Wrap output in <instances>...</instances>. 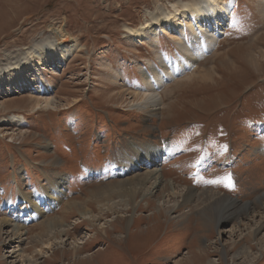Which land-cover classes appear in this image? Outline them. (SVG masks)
I'll use <instances>...</instances> for the list:
<instances>
[{
	"label": "rangeland",
	"instance_id": "rangeland-1",
	"mask_svg": "<svg viewBox=\"0 0 264 264\" xmlns=\"http://www.w3.org/2000/svg\"><path fill=\"white\" fill-rule=\"evenodd\" d=\"M176 1L188 0H0V13L6 14V26L0 25L1 64L49 37L53 27H63L79 45L62 71L44 72L53 87L49 97L61 102L58 109L34 111L27 89L0 97V219L27 217L29 200L23 203L22 196L33 198L41 186L50 191L57 180L50 176L57 173L71 180L70 200L97 213L89 206L92 194L134 177L124 170L136 159L135 149L145 152L144 146L154 145L164 153L159 168L166 181L151 199L139 201V193L138 209L109 213L94 226L73 206L65 213L70 238L80 242L88 235L87 243L77 257L69 247H59L39 264H264V250L261 254L254 237L233 240L229 232L222 234L264 211V4L234 0L225 37L192 70L163 87L164 107L153 116L131 106L135 94L145 93L142 69L150 62L160 68L159 52L172 60L183 51L169 35L161 36L158 48L136 44L127 38L128 29ZM187 40L190 44L189 33ZM118 69L123 79L114 78ZM12 114L24 116L29 125L20 128L7 119ZM3 117L11 123L3 124ZM118 153L129 159L120 160ZM145 172L137 169V175ZM171 182L185 191V199L174 213H157L161 198L172 192ZM216 198L235 199L228 204L233 211L247 208L236 218L232 211L222 215L238 217L237 222H219L221 214L203 212ZM63 207L52 216H62ZM106 221L105 228L99 226ZM147 228L154 230L143 235ZM3 242L0 238V264H8ZM246 246L260 253L257 259L235 258Z\"/></svg>",
	"mask_w": 264,
	"mask_h": 264
},
{
	"label": "bare ground",
	"instance_id": "bare-ground-1",
	"mask_svg": "<svg viewBox=\"0 0 264 264\" xmlns=\"http://www.w3.org/2000/svg\"><path fill=\"white\" fill-rule=\"evenodd\" d=\"M261 2L264 4V0H261ZM235 3L234 0L176 1L171 4V9L148 12L150 19L139 28L128 29L127 38L136 44L158 48L161 36L169 35L172 37L173 41L176 42L179 49L183 51V54L178 55L177 59L172 60L169 56L159 52L157 59L160 62V68L156 63L150 62L148 68L142 69V77L146 85L145 93L135 94L136 98L131 105L133 109L144 111L153 116L158 115V112L163 109L161 107L163 106V99L161 96L163 87L178 75L192 70L193 65L196 64L195 61L201 60L209 53V50H213L218 46L220 40L226 35L225 31L229 25V21L233 17L232 10ZM5 17L6 14L0 13V25H5ZM187 30L190 32H187ZM188 33L191 36L190 44L187 40ZM78 49L79 45L77 41L71 38L63 27H53L49 32V37L36 40L31 46L25 47L24 49H18L15 54L12 53L9 55L7 62L3 64L0 63V97L2 94L5 96L4 93L11 95L27 89L32 92L31 109L34 111L48 108L58 109L61 106V102L55 97H49L53 92V87L44 77V72L45 70L54 73L62 71V67L66 66L71 61ZM114 78L116 80L123 79V71L119 69L116 70ZM9 106L10 104L6 101L2 103V109L4 110L9 109ZM7 119L17 123L20 128H25L29 125V122L24 116L17 114H12ZM3 120L5 121L6 118L3 117ZM9 123L11 122L7 120L3 122V124ZM144 147L145 152H140L138 149H135L136 152L133 156H135L136 159L133 160L130 168L124 170L125 173L134 176L133 178L120 180L114 186H106L101 191L92 194L93 201L89 203V206L97 213L85 211L83 206L79 205L76 201L70 200L67 195V185L71 184V180L69 181V177L60 173L50 176L52 179H57L50 185V191L49 188L46 189V187L41 186L36 190V195L33 198L29 199L26 195H23V203L26 199L29 200L27 217L21 215L14 221L5 215V219H0V238L3 239V246L8 252V259L5 260L6 263L39 264L40 258L43 256L49 257V251L59 247H69L74 251L77 257L78 251H80L79 249L82 248L80 246L87 243L85 240L88 238V235L82 238L80 242L70 238V225L67 221V217L70 215L69 213L65 215V213L67 214V212L71 211L73 206L79 207L80 219L88 220L91 226H94L97 222H101L102 219H106L104 217H107L106 215H109V213L116 215L119 210H126L125 208H130L135 211L139 208L140 200L149 197L151 199L158 190L164 187V175L162 174V169L159 168L164 158V153L163 150L154 145ZM125 156L126 155L122 153H118V157L122 161L129 159L124 158ZM154 165H158V167L148 170ZM137 169L146 170V174L143 176L137 175ZM171 187L172 192L169 195L165 193L166 195L163 196L158 203L157 213H160L162 210H167V212L170 211L169 213L171 214L181 207V199H185L183 196L185 191L179 190L174 182H171ZM139 193L141 196L139 201H137ZM204 194L209 195V191H204ZM178 195L179 200L176 198ZM191 196L192 195H190V197ZM224 197L225 196H223V198ZM218 198H216V202H212L205 206L203 212L210 210L216 215L221 214L219 222L227 220L237 222L236 220L238 217L234 220L228 218L230 216L225 218L222 215L232 211L229 215H235L234 218H236L237 213L247 208L244 204L241 208L242 211H233L231 208L232 206L228 204H235V199L228 198L225 200ZM261 200L263 201L262 203ZM261 200L260 203L264 210V197ZM149 203H151V200H149ZM63 204V215L60 217L52 216L53 214L51 212H54ZM190 209L192 208H187V211H190ZM31 213H33V216L30 215ZM239 214L237 216L240 217ZM179 215L181 214L179 213ZM187 215L188 214H186V216ZM251 215H253V213H251ZM256 217H247L249 219L247 223L238 221L234 223V226L232 225V230L224 231L222 234H227L229 232V237L233 240L235 239V235H238V238H240L244 234H248L257 240L256 243L261 249V254H263L264 211L260 213L258 218ZM174 218L179 219L180 217L178 218L177 216ZM208 219L210 220L209 217ZM34 221H38V223L30 229L29 225ZM107 224H110V221H106L103 224L99 223V226L105 228ZM34 230L35 232L38 230V233H33ZM151 230L154 229L147 228L145 231H142L143 235ZM142 232H140V234ZM133 239L135 240L134 236ZM252 249L253 247L251 246L244 247L243 250L236 254L235 258L243 259L246 257L253 258L254 260L257 259L260 253H253ZM81 264L90 263L82 260ZM209 264L215 263L210 262Z\"/></svg>",
	"mask_w": 264,
	"mask_h": 264
}]
</instances>
